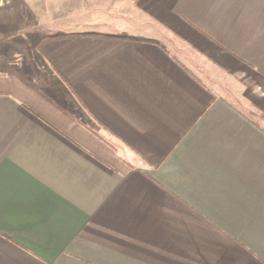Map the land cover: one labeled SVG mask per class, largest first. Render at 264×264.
Segmentation results:
<instances>
[{"label":"crops","instance_id":"obj_1","mask_svg":"<svg viewBox=\"0 0 264 264\" xmlns=\"http://www.w3.org/2000/svg\"><path fill=\"white\" fill-rule=\"evenodd\" d=\"M58 23L0 74V264H264V0H0Z\"/></svg>","mask_w":264,"mask_h":264},{"label":"rangeland","instance_id":"obj_2","mask_svg":"<svg viewBox=\"0 0 264 264\" xmlns=\"http://www.w3.org/2000/svg\"><path fill=\"white\" fill-rule=\"evenodd\" d=\"M127 3L128 1L124 2V4ZM128 5L129 3L125 6ZM59 25L60 23L54 24L51 27L49 26L51 28L48 29L49 31H35L33 27H28L24 31H18L19 28L13 27L15 25L8 26L10 31L4 32L0 38V74H6L11 71L21 72L19 68L24 63H29L30 59L34 56L36 39L53 34Z\"/></svg>","mask_w":264,"mask_h":264}]
</instances>
